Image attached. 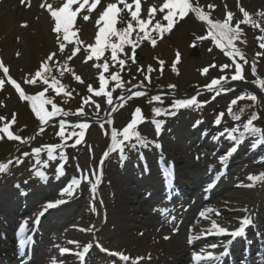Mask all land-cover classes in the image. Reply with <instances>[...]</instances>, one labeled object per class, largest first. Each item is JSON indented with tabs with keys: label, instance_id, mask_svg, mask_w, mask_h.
I'll list each match as a JSON object with an SVG mask.
<instances>
[{
	"label": "rangeland",
	"instance_id": "1",
	"mask_svg": "<svg viewBox=\"0 0 264 264\" xmlns=\"http://www.w3.org/2000/svg\"><path fill=\"white\" fill-rule=\"evenodd\" d=\"M6 2H8V0H0V63H2L4 67H7L9 72L7 76H5L3 70L0 69V75L4 81L3 87H0V117H12V112L16 111L18 115L15 116V123H11L13 119H11V122L9 123L10 131H12L14 135L24 137L31 136V128L36 122H31L28 111H25L27 108L24 105V101L21 99L16 89L8 82V77H11L20 85L21 90L25 95H27V93L32 95L41 91L46 92L49 90L45 86L41 85L29 88L30 86L26 85L27 81L31 80L32 71L40 70L41 66L47 63L51 69L50 72H53L54 74L57 70H62L67 60H69V62L71 61L69 66L72 70V74L63 72V75H61L60 71V73L54 75V78L52 76V79L59 81L63 88H65V91L59 94L60 103L57 104H60L62 110L67 111L69 115L74 116L71 125H65V138H67L68 133L72 131H76L77 133L80 131V129L72 127L75 123L88 122L89 127L84 130L85 136L81 143L79 145L75 144L72 151L70 149L71 155L66 156V159L62 160L60 155L55 152L54 155L56 159L53 161L47 160L46 149L47 146L60 145L62 142H65L59 140V138L64 139L59 136V125L56 126L55 123L49 124L46 133L44 134L39 133V135H37L38 132L35 130L33 141L28 148H43L41 155L39 157L35 156L33 153H28L27 157H25L24 154L19 155L17 157L19 159L16 158L10 162L8 165L9 169L4 168L0 171V183H6L7 179H10L11 182L17 180L21 181L22 178L30 177V174L32 175L33 172L38 171L43 172L44 176L48 178L64 174V176L68 177V181H70L71 185L73 180L79 179L83 173H87L94 182L95 178L93 173H95L100 176V183L97 185V191L95 194H93L89 183L81 181V184L75 189V194L71 197L64 196V198L67 201H74L80 197L83 188H85L87 190V195L91 199L94 196H97L99 201H103L104 198L106 199L109 191V181L112 179L120 181V177L111 175L109 169L110 167H113L115 161L121 156L118 152H110L107 157L104 156V153L108 151V147L111 145V131L113 128L117 131H121L123 127L131 121L135 115L136 108L134 107V103L139 102H131L127 104L123 110H118L115 113L113 112L115 107L114 103H118V99L112 97L113 105H109L107 103V97L103 94L99 97H96L94 93L86 95V89L89 86H92L94 90L99 89V75L103 72V69L97 68L96 65H102L105 62L109 64V71L103 73L105 77L109 72L113 73V71H116V68L114 69L113 63L107 56L111 53L110 49H107L106 54L102 55L99 60L94 56L91 60H88L87 57L91 55L88 51H91V48L95 46V36L99 31V26L96 21L99 20L100 15H102L106 10L107 5L110 3H117L120 9L117 16V22L121 21L125 27H127L129 22L132 23L135 31L132 33L131 38L136 37L139 39L143 34L138 32L136 22L131 20L128 9L125 8L124 4L120 3V0H99L96 8L92 11H89L88 6H85L84 9L77 13L78 18L75 19L81 20L80 27L83 26L84 28L82 38L80 39L82 44L77 43V40L73 39V36L71 35L70 40H65L63 38V31H61L60 34H57L54 31L55 20L51 16L49 7L52 10H58L60 7H63L67 0H49L43 9H40L39 7L33 9L32 6H29L25 10L24 8H20V11L17 13L18 15L8 14L2 9L6 5ZM80 2L82 3L83 0H80ZM94 2L95 0H89V5ZM166 2H168V0H140L141 13L139 18L145 21H151L148 30L154 28L157 22L168 23L163 18L167 14V9H165L164 12L160 11V8ZM125 3L133 5L132 11H135V0H125ZM189 3L195 9L212 13L214 18L219 21H225L227 19V14L231 13L232 20L229 23L233 25H237V23L243 19L242 13L240 12L241 7L249 13L250 21L261 16L258 13L264 12V0H189ZM77 8H79V3L72 6L73 11ZM151 8H154L156 11L150 16L149 9ZM193 14L194 11H189L185 16L188 17L191 15L193 18ZM85 16L89 17V19L85 20ZM189 18L191 19V17ZM262 18L264 19V16H262ZM178 19V15L174 17L173 25L176 24ZM193 21L192 23H187L186 27L183 28L184 32L181 33L182 37L180 36L181 42L177 44V47L179 48L178 54L184 58V61L183 64L178 66V68L171 70L175 71L174 74H177L176 78H162L160 79L161 83L159 82V84H156V81H154L152 86L146 84L144 76L149 72L146 70L147 65L150 64L153 70H156L155 65L157 61L153 58H157L156 56L159 55L162 58L161 62H163L165 71H168L172 68L171 60L173 54L166 48L168 43H161L160 45H158V43L153 47L150 45L151 42H148L149 40L145 39H139L146 43L145 46L143 44L137 51H134L142 59L138 64L132 65L131 72L136 79L134 80L135 84H146L145 88L147 86V89L156 87L164 88L168 85H170V88L174 86L173 88L178 92V97H181L180 94L182 92H187L188 90L193 89L191 85L194 86V84H198V86H204L206 87V91H203L202 94H200L202 91L198 92L200 94L198 96H201L203 99L202 104L198 105L194 103L185 108L172 111V114H168L165 122L161 125H151V123L144 124L141 128L149 137L152 146L148 145L124 151L122 157H126L134 165H137L140 162L138 161V158L148 160L149 156L154 153L160 143L163 145V152L174 147V145L178 143L180 136L182 135L184 137L185 135V133L181 131L175 133V131L178 130L177 126L179 123H181L179 127H181L182 124H198L199 126L213 127L217 124L216 119L220 116V113H224V115L220 117L221 122L219 125L225 126L223 127L224 130H221L219 134L228 144L225 153L216 156V158L210 159V150L208 148H203L199 151V157L202 158L204 163L211 162L215 165V176H221L227 169H229L230 166H228V162L233 158L234 150L241 149L242 151H245L246 157H249L251 162L246 163V167L237 166L233 168V170L229 171L228 177L220 180V185L222 187L219 190H226V188H228L226 192L221 195L224 196L223 199H220L218 196L217 200L211 199V201L209 200L204 203V205L208 207L209 219L201 223L204 231L196 238L198 241H203L207 239L212 240L225 235L231 236L236 234L244 225L251 226L254 224L256 216L254 211L251 212V208L258 207L260 204L264 205V181H249L247 179L250 175L259 176L264 173V162H258L259 159H263L264 161V157L256 158V156L259 157V155L255 154V149L257 147H259L258 151L260 149L262 150L259 152L261 155L264 153V139L246 138L241 144L236 145L233 142V139L242 132L244 121L241 118L230 117L236 111L238 106L241 105V103H243V101L250 95H259L264 101V90H261L253 82L256 79H264V48H260L259 51H257L258 57L254 58V61H252L255 56L254 52H249L246 56L243 55L247 63L241 59L235 61V63H239L242 66L243 80L233 81L231 84L223 85L227 91L221 92L220 94H217L216 91L209 92L207 91V86L211 83L212 79H221V77L227 78L228 76L231 78V76L235 74V64L232 61L230 62L227 56H222L211 46L210 42L206 40L208 33L204 32L202 27ZM188 29L192 34L194 33L196 36L204 38L203 41L199 42V45L201 46V58L199 60H194L189 57V49H187V45L191 38L187 31ZM114 39L115 38H113V40ZM61 42L64 44L63 52H61L59 48ZM82 49L85 53L82 52ZM86 49H88V51ZM130 50L131 49H129V56L130 53H133V51L130 52ZM50 54H53L51 60L48 59ZM254 62L257 69L255 75L252 73ZM224 65H229V67L224 68ZM158 66H161V64L158 63ZM205 69H207L206 72L204 71ZM198 71L200 72L198 73ZM77 75L81 77L80 81L75 79ZM129 78L132 77L130 76ZM230 78H227V80H231ZM260 91L263 92V95ZM64 92H70L71 95L65 96ZM50 93L54 95L52 90H50ZM78 94L79 96H77ZM174 96L173 91H168L167 95H164V98H161L158 102L167 105L171 103L172 97ZM240 96H244L245 99H239ZM188 98L191 97H186L185 99ZM84 99H88L89 103L84 105L82 103ZM232 99H237L236 105H231ZM217 103H220V105ZM226 103H229V105L224 106ZM97 104L99 105V108L96 107ZM155 105L158 106V103H155ZM229 106L233 109L231 114L228 113ZM81 107L84 109V114L82 116L76 114ZM109 121H111V123H109ZM49 123H51L50 119ZM237 129L240 131H237ZM230 133H233L234 135L230 136ZM0 136L3 139H8L7 134L0 133ZM71 138L76 140L78 137ZM118 139H120V137H118ZM184 146H186V141H184ZM5 147L8 148L7 145H5ZM37 159H40L42 163L37 165L35 163ZM192 159L193 153L191 151L185 153V162H192ZM29 162L31 163L30 168L34 169V171L28 174L26 172L28 166L26 165ZM222 162H224V165L220 166ZM44 163H47L48 167H44ZM60 163H64V166L61 172H57V167ZM81 170H83V173ZM155 170L158 171V168L155 167ZM230 174H236V177ZM84 179L87 180L86 175ZM69 186H67L66 183H63L60 189L63 192ZM111 186V190L114 193H117L118 191L121 192V187L117 184ZM205 194L208 196L209 192H206ZM227 195L231 196V200L234 201V204L237 206L239 205L241 208V220L238 218L237 221H220L223 211L225 210L226 212L228 209L227 204L230 202L224 200ZM201 199L202 197H196L193 199V202L200 201ZM220 201L222 204L219 203ZM0 203H2L1 199ZM155 206L156 208L164 210L163 214H165L166 218H176V216L171 215V211H167L163 200H158ZM226 206L227 209H224ZM144 210L153 212L148 205H145ZM172 210H174V207H172ZM216 213L219 214L217 215ZM162 217L165 219L163 215ZM104 221L102 212H98L95 215V218H92L90 221L94 223V225L89 228L86 240H93L94 245L91 251L92 256L99 257L102 264H132L133 261H136L137 264H150L147 261V253L153 250L156 245H159L157 242L153 239H149L146 243H144V241L140 243L136 241L137 243L134 244L126 238H121L120 236L122 234L115 232L114 230L112 231L111 228H109V231H106ZM211 222L217 223L220 230L213 231L211 228ZM172 224L175 226L176 222H173ZM234 224L239 225L238 229ZM67 225H71V223H68ZM96 228L100 229L101 234L97 237H92V232ZM0 229L2 230V228ZM206 231L207 235L205 234ZM179 232L180 231L176 234H179ZM260 234H264V230H261L259 232V235ZM33 236V234H30L25 238L29 245L34 241ZM55 236L56 234H54V238ZM163 241L168 242L165 239ZM56 246L59 247L58 244ZM192 250L193 249H191V251ZM262 250H264V246ZM112 252L128 255L129 260L127 262L121 261L119 256H112ZM205 256L208 258L209 254ZM254 261L256 262L257 260L255 259ZM24 263L25 261L22 264Z\"/></svg>",
	"mask_w": 264,
	"mask_h": 264
},
{
	"label": "bare ground",
	"instance_id": "2",
	"mask_svg": "<svg viewBox=\"0 0 264 264\" xmlns=\"http://www.w3.org/2000/svg\"><path fill=\"white\" fill-rule=\"evenodd\" d=\"M48 1L8 0L2 9L8 14L18 15L20 8L25 10L32 6L33 9H43ZM180 124L175 133L181 131L185 135H181L178 143L166 152L162 151L163 145L160 143L148 160L138 158L140 162L137 165L126 157L117 159L109 170L111 175L120 177V181H109V191L103 201H99L97 196L91 199L85 188L76 200L67 201L60 195V188L63 183L70 185L68 177L64 174L53 178L38 175V171L33 172L34 169L30 168V162L26 165V172H33L30 177L22 178L21 181L11 182L7 179L6 183L1 182L0 264H21L24 260L25 264H102L99 257L91 254L93 240H86L89 228L94 225L90 221L98 212L103 213L106 231L111 228L122 234L121 238L134 244L136 241L146 243L149 239L157 242L159 245L147 253L150 264H264V234L259 235L264 230L262 204L251 208V212L256 213L254 224L244 225L236 234L212 240L196 239L204 231L201 223L209 219L208 207L204 203L211 199L217 200L218 196L223 199L221 195L228 188L219 190L222 187L220 180L228 177L233 168L246 167L251 159L246 157L245 151L234 150V156L228 162L229 169L223 175L215 176V165L204 163L199 151L208 148L210 159L225 153L228 144L219 134L225 125L204 127L182 124L179 127ZM258 148L255 149L256 155L262 151H258ZM188 151L193 153L192 162L184 160ZM262 161L260 159L258 162ZM223 165L224 162L220 166ZM230 175L236 177V174ZM166 179L169 180L168 184L172 183L170 196L161 186ZM113 184L121 187V192L114 193L111 190ZM206 192H209L208 196ZM36 193L39 197H36ZM196 197L202 199L193 202ZM162 198H166L167 211H171L172 207L177 208L172 213L176 218L168 221L163 219L162 215L165 217V214L162 209L155 206ZM60 200L65 202L48 207L49 203ZM224 200L230 202L227 204L228 209L227 206L224 208L227 210L223 211L220 221L241 220L239 205H235L229 195ZM219 203L222 204L221 201ZM145 205L153 212L145 211ZM173 222H176L175 226ZM234 225L238 229L239 225ZM178 231L179 234H176ZM30 234L34 235V241L29 245L25 238ZM100 234V229L96 228L92 237ZM164 239L168 242H164ZM85 248L88 251L84 252ZM204 254H209V258L206 259ZM195 256L201 259L194 260Z\"/></svg>",
	"mask_w": 264,
	"mask_h": 264
},
{
	"label": "snow or ice",
	"instance_id": "3",
	"mask_svg": "<svg viewBox=\"0 0 264 264\" xmlns=\"http://www.w3.org/2000/svg\"><path fill=\"white\" fill-rule=\"evenodd\" d=\"M79 3V8H77L75 11L72 10V6L74 4ZM99 3V0H95L94 3L89 5V0H83L81 3L80 0H67L66 3H64L63 7H60L58 10H52L49 7V11L51 13V16L55 20V28L54 31L57 34H60L61 31H63V38L65 40H70V28L71 25L74 21V19L77 17V13L84 9L85 6H88V10L92 11L93 9L96 8L97 4ZM121 4H124L125 8L128 9L131 20L136 22V25L138 26V32L142 33L143 36L139 37V39H145L149 40L153 46L156 44V40L153 39L148 31L149 21H145L140 19V13H141V4L140 0H135V11H132L133 5L131 4H126L125 0H120ZM167 9V14L163 17L164 20H166L167 27H162L159 22L155 24V27L152 29V31H155L159 34H163L165 32H168L173 28V20L174 17L177 15L181 18L185 16L186 13L189 11H194L197 13L198 17L201 20L207 19V17L203 16L198 9H195L192 7V5L189 3V0H168V2L164 3L163 6L160 8L161 12H164V10ZM156 10L154 8L149 9V14H153ZM120 12V9L118 7L117 3H110L107 5L106 10L100 15L99 20L96 21L97 25L99 26V31L95 36V46L91 48V55L87 57L88 60H91L93 56L99 60L100 57L104 54L106 49L111 50V60L113 62H117L118 58V53H122L124 51L125 45H131L133 49L136 47V43L131 39L132 33L135 31L133 28V25L131 22L127 24V27L124 28L123 30H118L115 25L117 24V16ZM240 12L242 13L243 19L237 23L235 27L230 26V21L232 20V14L228 13L227 14V19L225 20L224 23H216L213 24L212 27L214 31L210 32L209 34L217 40V42L221 45H224L225 47H231L232 42L237 38L239 35V25L240 24H246L250 22V15L249 13L244 9L240 8ZM261 16H264V12L258 13ZM85 20H88L89 17L85 16ZM211 23V21H209ZM113 38H115L113 40ZM78 43V41H77ZM261 48H264V43L260 44ZM60 51H64V44L61 42L59 44ZM237 54V51L235 48H232L231 53L229 55H235ZM53 58V54H50L48 59L51 60ZM133 61H135V54H133L132 57ZM240 59L244 60L245 63L247 61L244 59V56L240 54ZM119 65H125V60L124 59H119L118 61ZM235 64V74L231 76L232 81H240L243 80L244 77L242 76V66L239 63H235V60L233 61ZM161 65H163V62H161ZM97 68H102L103 72L99 75V90L95 91L92 86L88 87V92L89 93H94L96 97L101 96L102 94L107 97V103L109 105H113V98H112V92L105 91L106 85L108 81L106 80V77L103 73H107L109 71V64L107 62L103 63L102 65H96ZM224 68L229 67V65H224ZM0 69L3 70L5 76H7L9 69L7 67H4L2 63H0ZM51 69L49 68L48 64L45 63L41 66L40 70L35 73V78L32 80L27 81V83L35 84L36 83V78H41L43 79V83L45 85L49 84L48 79L45 77V73L50 72ZM149 72H152L153 69L151 66L148 69ZM205 72L207 69L204 70ZM256 66L255 63H253L252 66V73L253 75L256 74ZM61 75H63V72H61ZM75 79L77 81L81 80L80 76H76ZM145 79H149V77H145ZM111 80L116 82L117 87H123V85L120 83V75L115 74L111 76ZM8 82L16 89V91L19 93L21 99L26 100L31 102V109L34 112L35 116L39 118V121L41 122V129H43V125L51 118L53 117H67L69 113L67 111H63L61 107L57 106V103L54 102V100L50 97L46 96L45 91L39 92L37 95H25V93L21 90L20 85L11 77H8ZM223 82V83H222ZM257 87H259L261 90H264V79H256L253 81ZM229 83L227 78L221 77V79H212L211 83L207 86V91L212 92L216 91L217 94H220L221 92L227 91L223 87L224 84ZM4 81L0 80V87H3ZM219 86V87H217ZM51 88H53L56 92L57 95H59L63 91V86L60 84L59 81L56 79H52L51 81ZM174 87V86H173ZM145 93L143 91H135L134 96L140 97L144 95ZM65 96H70V92H64ZM120 100H123L124 97L121 96L119 98ZM155 101H159L161 98L160 96H154L152 98ZM239 99L243 100L245 99L244 96H240ZM248 99H251L254 101L256 99L255 96H249ZM84 105L89 103L88 99H84L82 102ZM198 103L197 97L194 95L191 98L188 99H180V100H174L171 108L173 109H181L189 106L190 104ZM237 104V99H232L231 100V105H236ZM46 105L51 106V111H48L46 109ZM97 108H99V105H96ZM154 114L156 117H160L162 114H172L169 113L167 109H163L160 107L154 108L153 109ZM233 111L232 107H228V113L231 114ZM79 113L82 116L84 114V109L81 107L79 109ZM224 113H220V116L217 117L216 123L217 125L221 122L220 117H222ZM256 116H253L251 119H249L243 126L245 132H257L258 129L253 127V121L256 119ZM0 119H3V117H0ZM142 119L141 117V109L136 108L135 109V115L131 119L129 123L121 131H117L115 128L112 129L111 131V146L108 149L107 152L104 153V156H108V152L116 153L118 152L119 155L122 157L125 151V146L127 142L131 141L133 137H135V140L139 136V132L136 131L135 129L137 128L138 122ZM11 123H15V114H13V120ZM111 123V121H109ZM60 131H59V136L61 138H65V121L62 119L60 120ZM73 128H78L80 131L77 133L76 131H72L68 133V138L70 139L71 137H78L75 140V144L79 145L82 141V139L85 136L84 130L89 127L88 122H79L75 123L72 125ZM237 131H240L237 129ZM0 133L7 134V138L9 140H17L23 143L24 141L20 136L14 135L12 131H10V124L5 123L3 127H0ZM234 135L233 133H230V136ZM120 137V139H118ZM63 147V145H55V146H47V160L48 161H53L56 159L54 153L57 148ZM42 153V148L37 147L33 150V154L37 157H39ZM61 159H66L65 154L63 151L59 153ZM25 157L28 156V153L24 154ZM19 159V158H17ZM37 165L41 164L42 161L40 159H37L35 161ZM64 163H60L59 166L57 167V172H61L63 169ZM44 167H48L47 163H44ZM83 173V170H81ZM38 175H44L43 172H38ZM87 177V180L84 179V177ZM93 176L95 178L94 182L93 179L89 177L87 173H83L79 179L73 180L72 184L65 190L63 191L60 195L61 196H66V197H71L75 194V189L78 187L79 184H81V181H85L91 185L93 194L97 191V185L100 183V176L96 175L93 173ZM249 181H264V173H262L259 176L255 175H250L247 177ZM65 200H60V201H55L52 203H49L48 207H55L58 206L59 203H64ZM217 215L219 213H216ZM204 219H208L207 216H202ZM211 228L213 231H219L220 229L218 228L217 223L211 222ZM207 235V231L205 232ZM103 250V249H101ZM64 252H68L69 250H62ZM88 251V248L84 249V252ZM82 255V254H81ZM112 256H119V259L121 261L127 262L129 260L128 255L112 252ZM194 260H200L201 257L195 256L193 258ZM132 264H137L136 261H133Z\"/></svg>",
	"mask_w": 264,
	"mask_h": 264
},
{
	"label": "trees",
	"instance_id": "4",
	"mask_svg": "<svg viewBox=\"0 0 264 264\" xmlns=\"http://www.w3.org/2000/svg\"><path fill=\"white\" fill-rule=\"evenodd\" d=\"M199 11L203 16L207 17V19L201 20L198 17L197 13L195 12L196 18H198L203 23L204 28L208 29L210 32L214 31V29L212 27L213 24H216V23L222 24L225 22V21H219V20L215 19L213 14H211V13H205L201 10H199ZM209 21H211V23ZM187 23H192V20L191 19L180 20L176 25L173 26V28L171 30L163 33L162 35L157 33V32H152V30H148V31H149V33L153 39H155V40L159 39V41L163 42V44L168 43V46H166V48L169 49L171 52H176L179 49L177 47V44L179 42H181V37H182L181 33L184 32L183 28L186 27ZM235 25L230 24L231 27H235ZM80 26H81V22H78L77 24L72 26V29H71V32L74 34V37L77 40H79V38L81 39L82 35H83V29L84 28H83V26L82 27H80ZM162 27H166V25L163 24ZM116 28L118 30H123L125 27L121 23H118ZM239 29H240L239 35L232 42L231 47H225L224 45L219 44L217 42V40H215L211 35H210V39H212V41L217 45V47L222 52L226 53V56L230 60V62L231 61L233 62L234 60L236 61L237 59H240V56H239L240 54L246 56L249 52H254L255 56L252 59V61H254L255 60L254 58L258 57L257 51L260 48V44L264 43V20L261 17H257L255 20L250 21L249 23L240 24ZM187 31L190 34L191 40L193 38H196L194 36V34H192V32L189 31V29ZM133 41L136 43L135 48H137V49L140 48L143 44L145 46V43H146V42L140 41L136 37L133 39ZM148 42H150V41H148ZM130 48H132L131 45H125L124 51L122 53H118L117 62H113L111 60V53H109L107 55L109 57V59L111 60V62L113 63L114 69L116 68L115 69L116 71H113V73H110L109 75L106 76L108 83L106 85L105 91L106 92L111 91L112 96L115 99H119L121 96H123L125 98L126 95L128 94V92L133 88H136L138 86L143 88V90H145V91H143L145 93L144 95H142L140 97H136V96H134V94H132L131 96H128L123 101L122 107L125 108L127 106V104H129L131 102L134 103L135 101H137L139 103H134V105H135L134 107L141 109L142 119L140 121L149 120V119L158 121V120L162 119L163 114L160 117H156L153 109L157 108V107L162 108V106H161L162 103L160 104L158 101L153 100L152 99L153 97H151L147 93V91H159L162 87L161 88L156 87V88L147 89L144 86H142V84H135L134 83V80H136V79L134 78V75H132V72H131V68H132L131 60L126 55L129 52ZM232 48L236 49L237 54L229 55V53H231V51H232ZM226 49L229 52L228 54L226 52ZM105 54H106V51L104 52L103 55H105ZM156 57L157 58H153L155 61H157L156 65H155L156 70H153L152 72H148L146 74L147 77H149V79H147L148 80V82H147L148 86H152L154 81H156V84H159L160 79H162V78H164V79L173 78V77L176 78V76H177V74H174L175 71H171V70L178 68L179 62H177V61L172 62L171 61V64H172L171 67L172 68L169 69L168 71L167 70L165 71V67L163 65L158 66V63L161 64L162 58L159 55ZM119 59H124L125 65H123V66L119 65V63H118ZM70 62H69V60H67L65 66L62 68V70H59V71L57 70L56 73H54V74H53V72L45 73V77L49 81L48 85H45L43 83V79H41V78H36V83L33 84L34 86H41V85L45 86L49 90V91L45 92L46 96L52 98L55 103H60V101H59L60 97H59V95L56 94L55 90L50 87L51 81H52V76L54 78V75H56L57 73H60V71L71 73L72 70L70 69V66H69ZM150 66H151L150 64L147 65V69H146L147 71H148ZM151 68H152V66H151ZM37 71H39V70H33L32 71V73H31L32 79L35 78V73ZM115 74L120 75V83L123 85L122 88L117 87L116 82L111 80V76L115 75ZM130 76L132 78H129ZM50 90H52L54 92V95L52 93H50ZM97 90H95V91H97ZM63 91H65V88H63ZM86 91H87L86 95L91 94L88 92V88L86 89ZM37 94H39V92L32 94V95H37ZM27 95H31V94L27 93ZM77 96H79V94ZM23 101H24V105L27 108V110H25V111H28V114L30 115L29 117H30L31 122H34V121L36 122V123L34 122L35 124H33V126L41 125L39 118L35 116L34 112L31 109V102L26 101V100H23ZM155 103H158V106L155 105ZM57 106L61 107L60 104H57ZM46 109L48 111H51V106L46 105ZM236 115L243 117L246 122L249 119H251L253 116H256L257 118L253 121V127L257 128L258 131L257 132H248V133L249 134H256L259 136H262V135L264 136V102L256 101V100L252 101L251 99H248L240 106V109L236 112ZM9 118L10 117H3V119H0V120L6 122L5 120H9ZM54 118L57 119L58 117H54ZM56 124L59 125L60 121H57ZM28 139L29 138L27 137L24 140L27 141ZM145 140H146L145 137L142 134H140V132H139L138 138L135 140V137H133V139L131 140V145H135V144H139V143L142 144L145 142ZM73 141H75L74 138L71 139V142H73ZM5 145H7L8 150L5 147ZM14 146L15 145L13 143H8V142L3 143V140L0 139V158H7L10 155V152L12 151ZM64 148H66V147H64ZM0 165H1V163H0Z\"/></svg>",
	"mask_w": 264,
	"mask_h": 264
},
{
	"label": "water",
	"instance_id": "5",
	"mask_svg": "<svg viewBox=\"0 0 264 264\" xmlns=\"http://www.w3.org/2000/svg\"><path fill=\"white\" fill-rule=\"evenodd\" d=\"M199 47H193V49H192V52L190 53V56L191 57H193V58H195V59H199L200 58V55H199ZM139 58L137 57V58H135V63H138L139 62Z\"/></svg>",
	"mask_w": 264,
	"mask_h": 264
}]
</instances>
